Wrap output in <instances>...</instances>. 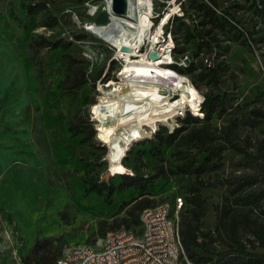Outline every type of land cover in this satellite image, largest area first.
<instances>
[{
    "label": "rangeland",
    "instance_id": "374dc122",
    "mask_svg": "<svg viewBox=\"0 0 264 264\" xmlns=\"http://www.w3.org/2000/svg\"><path fill=\"white\" fill-rule=\"evenodd\" d=\"M40 1L57 17L56 28L45 27L42 14H31L26 9ZM145 3L151 15L141 20L146 24L145 35L151 38L136 51L137 30L130 25L135 28L137 21L123 15L108 16L103 0H0V264H22L21 259L37 240L48 239L52 248L62 250V254L84 245L105 243L112 233L109 227L125 217V204L142 195V191L118 189L112 197L89 193L97 177L119 186L121 175H132L133 168H141L147 178L157 172V166L164 165L167 178L158 179L149 191L156 206L168 204L174 217L178 213L180 218L184 207L177 212L176 200L187 199L197 178L180 170L174 148L160 149L156 140V147L151 148L146 141L174 132L188 114L206 124L201 111L204 95L216 90L222 105L210 124L217 131L218 145L226 146L221 158L213 161L203 148L191 150L196 166L211 167L202 178L209 185L202 189L208 210L203 229L213 230L214 206L226 196H230L231 207L252 209L253 217L264 223V152L258 154L260 142L264 141V124L254 128L247 118L252 108L264 109V0ZM201 3L216 11L222 26L215 28L218 34L213 51L197 56V30L207 25L205 20L206 25L201 26ZM103 13L104 20L99 21ZM224 15L236 24L237 38L232 37L230 25L223 23ZM107 20L110 28L131 46L129 53L141 52L142 58L133 56L129 62L119 58L117 43L106 40L95 27ZM166 25L172 35L167 33ZM184 30H189L190 36ZM238 30L245 33L244 38ZM86 33L95 39L77 40ZM157 34H164L166 40L164 58H172L161 67L151 66L148 59L150 41ZM143 38H138L137 44L144 42ZM174 38L179 49L185 51L182 58L173 52ZM35 39L45 40L49 47L37 52L32 46ZM56 43L62 47L53 49ZM66 44L69 48L64 49ZM71 58L84 61L88 71V83L76 95L68 94L63 83ZM218 66L216 88L205 76V68ZM183 86L186 92H180ZM129 87L137 89L139 95L132 94L127 104L117 92ZM103 101L108 105L101 107ZM176 107H180L177 113L170 112ZM78 118L89 126L84 133L74 135L71 124ZM103 118H108L112 126L116 124L113 120H118L117 127L104 129L113 136V142L99 134V128L106 123ZM228 125L230 135L226 136L223 132ZM91 131L94 138L90 137ZM143 137L146 138L137 141ZM248 137L251 143L246 142ZM233 145L259 157L251 159ZM120 146L126 149L118 155L114 148ZM139 155L142 165L136 164ZM109 156H118L123 173L112 168ZM2 211L11 217L12 225L4 220ZM102 231L107 233L103 235ZM257 251L263 253L262 248Z\"/></svg>",
    "mask_w": 264,
    "mask_h": 264
},
{
    "label": "trees",
    "instance_id": "16d2710c",
    "mask_svg": "<svg viewBox=\"0 0 264 264\" xmlns=\"http://www.w3.org/2000/svg\"><path fill=\"white\" fill-rule=\"evenodd\" d=\"M180 1V5H182ZM26 9L31 14H42L46 21L45 27L51 29L56 28L59 25L57 17L53 16L50 12L49 6L45 2H38L26 6ZM198 11L203 13L204 21L201 26L207 25L202 30H197L199 39V56L204 51H213V42H217V34L215 32L216 27L222 26V20L217 17L216 11L201 3L198 6ZM225 25H230L232 28V37H236L235 31L236 24L230 20L227 15L222 17ZM180 21V18H177ZM230 20V21H229ZM210 23V24H208ZM221 24V25H220ZM167 33L171 35L172 30L165 26ZM186 36H190L189 30L183 31ZM239 35L244 38L245 33L238 30ZM238 35V34H237ZM95 39L89 34L81 35L77 37V40ZM175 47L173 52L179 55L181 58L185 56L184 49H179V42L174 38ZM59 43L53 44V49L62 47ZM32 46L36 47L37 52H41L48 48L49 45L45 40L35 39L32 41ZM48 46V47H47ZM51 47V49H52ZM69 48V45H64V49ZM50 49V48H49ZM112 54H109V58ZM143 54H139L135 58H142ZM138 60V59H137ZM220 67L205 68V76L210 77L215 87H219ZM176 70V66L174 67ZM178 70V69H177ZM123 74L122 76H124ZM64 85L67 89V93L70 95H76L88 83V71L87 64L78 59H68L66 67V76L64 79ZM192 96L197 100L196 92L190 87ZM217 90L213 93L205 94V100L202 105L201 111L204 114L206 124L201 123L198 117H194L188 114L185 119L180 122V127L174 130V132L167 134L166 136L155 135L154 137L147 139V143L151 148L156 147L155 140L158 141V147L161 149L164 146H170L174 148L176 158L180 163L179 168L181 171L186 172L189 175H195L197 178L190 186L189 194L184 199V211L180 213L179 218V232L182 245L184 247L185 256L187 259L195 264H264V223L259 221L258 217H253L252 209L240 211L230 206V196L223 198L222 202L214 206L216 222L213 230L205 231L203 229L204 219L207 216V204L202 196V189L208 187L202 181L203 175L211 170V167L205 165H195L194 156L191 153L193 147L204 149L208 152V159L213 161L214 159H220L222 152L226 145H218L219 141L216 136L217 131L211 127V120L214 115L220 111L222 105L221 96L217 94ZM108 105L107 102L100 103L101 107ZM193 108V107H192ZM193 109H197L194 107ZM102 115V114H100ZM178 116V115H177ZM248 123L256 128L264 124V109L252 108L248 113ZM88 124L83 122L82 118H78V122L71 124V130L74 135L84 133L88 128ZM224 135H230V125L224 130ZM99 134L103 138H108L107 142H113L112 135L107 130L99 128ZM90 137L94 138L95 133L91 131ZM150 136H147L149 138ZM146 137L138 139L141 141ZM247 143H251V138H247ZM261 147L259 153L264 152V141L260 142ZM233 148L241 153L246 154L247 157L254 159L258 156L248 154L244 149L237 145H233ZM124 149H126L124 147ZM103 154H106V148L103 147ZM264 154V153H263ZM136 164L142 165V156L136 157ZM120 169L121 168H117ZM157 172L149 177H144L141 173V168H133V174H122V182L119 186L100 181L99 177L91 183V187L88 192H95L106 197H112L114 193L119 190H127L131 188L139 189L142 191V195L135 198L133 201L125 204L126 211L125 217L120 221L113 223L108 231L113 232L120 228H138L140 225L141 212L155 205V199L153 193L149 189L153 188L155 182L160 178H167V173L164 165L156 167ZM125 171V170H124ZM124 171H120L123 173ZM116 173V171H113ZM89 173V171H88ZM211 186V185H210ZM2 216L8 220L10 225L13 224L11 217L2 211ZM107 231H102L101 234L105 235ZM223 245L224 249L220 250L219 246ZM262 248L263 253H258L257 249ZM202 252V253H201ZM62 255V250L53 249L52 244L48 239L43 241L37 240L30 253L21 259L22 264H55L56 260Z\"/></svg>",
    "mask_w": 264,
    "mask_h": 264
},
{
    "label": "bare ground",
    "instance_id": "6f19581e",
    "mask_svg": "<svg viewBox=\"0 0 264 264\" xmlns=\"http://www.w3.org/2000/svg\"><path fill=\"white\" fill-rule=\"evenodd\" d=\"M146 1L147 0H144V2L143 1L139 2V0H127L128 9H127L126 14L123 15V16H126L127 18H135V20L138 23L137 26H136L137 28L136 27L134 28L133 26H131L127 22H121L124 25H126V23H127L128 25H130V28H133V29L137 30V38L135 37L136 38V40H135L136 51H137V49H141L143 47L142 45L147 40H150V38H151V37L147 38L148 34L145 35L144 30L146 28V24H142V20H141L144 16H149L150 17V15H151L150 12H149L148 6L145 3ZM103 6H104L105 13L108 16H113V15L115 17L118 16L112 9L113 0H103ZM169 16H170V14H169ZM98 24H96L95 27L97 28V30L100 33H102L106 37V40H108L110 42H114L115 44L117 43V48L120 51V53L118 52L119 53V58H121L124 62H129L133 58V56L134 57L138 56L141 53V52L138 53L135 50H134L135 51L134 53H129V51L131 49L130 48L131 46L126 44V40H124V38H122V35L119 34V32H116L114 29L110 28L111 22L109 20L105 21L104 23H98ZM138 38H143L144 42H141V43L137 44ZM156 39H158V41H156ZM150 43L152 45L151 46V50L152 51H157V54H158V59H156V60H152V59L148 58L149 61L151 62V66H153V67H161V66L169 64L170 62L167 61L166 58H164L165 54H166V48H165L166 47V45H165L166 43L165 44L163 43V40L161 39V35L160 34L159 35L158 34L155 35L153 41H150ZM135 44H133L132 47L135 46ZM159 45H162V46L160 48H158ZM149 61L146 62V63H149ZM142 66L146 67V64H143ZM137 92H138L137 89H135L133 87H129L127 89L118 90L117 94L123 101H125V103L128 104V102H130V99L128 97L132 96V94L133 95H136V94L139 95V93H137ZM180 92H186L185 86L182 87ZM135 103H136V101H135ZM180 107H176V108L172 109L170 112L175 114V113H177V111L179 110ZM103 119L106 121V123H104V127H101L100 129L115 128V127L118 126V120L117 119H116V121L113 120V122H116V124L113 125V126H112V122L110 124V122L107 121L108 118H103ZM114 150L116 152H118V155L123 154L124 146L115 147ZM117 158H118V156H117ZM117 158H115V156H113V157L109 156V160H110V162L112 164L111 166H112V168L114 170L119 168V166H118L119 161H117ZM180 203H181V207H182L183 204H184V199L183 198H180ZM178 206H179V198L176 200V208ZM165 211H166V217H167V219L169 221V230H176V227H177V233H179V240H181L180 239V232H179V224H178L179 220L175 219L176 217H174V214H173V211H172V207L170 205H168V204H165V203L156 206V212H165ZM139 227H142L140 229V238H147L149 235L152 234V222H150L149 219H147V217H141V215H140V225H139ZM117 235H122L123 237H130V248L139 249V241H138V238H137L138 229L137 230L133 229V228L128 229L127 227L126 228H120V229L110 233L108 235V237L105 239V243H107L108 245H115V236H117ZM143 251H150V244H143ZM89 256H96V248H89ZM70 258H71V251H65L62 254V260H69ZM184 258H185V262H191L185 256V251H184ZM180 262H181V251H173V253H171V255L169 257V264H176V263H180ZM55 264H59V258L56 260ZM107 264H127V257H125V256H117L116 261L107 260ZM192 264H195V263L192 262Z\"/></svg>",
    "mask_w": 264,
    "mask_h": 264
},
{
    "label": "built area",
    "instance_id": "2783aa9c",
    "mask_svg": "<svg viewBox=\"0 0 264 264\" xmlns=\"http://www.w3.org/2000/svg\"><path fill=\"white\" fill-rule=\"evenodd\" d=\"M161 39L163 43L166 41L164 34ZM170 41L173 42V40ZM179 209H181L180 198L177 212ZM177 214L175 219H179ZM141 217H147L152 222V234L147 238H140L142 227L137 228L139 249L130 248V237L117 235L115 236V245H108L104 242L100 246L84 245L76 250H70L71 258L69 260H62L61 255L59 264H107V260L116 261L117 256L127 257V264H169V257L173 251H181V262L176 264H192V262H185L184 247L179 240L177 227L176 230H169L166 211L156 212V205H154L144 209L141 212ZM143 244H150V251H143ZM89 248H96V256H89Z\"/></svg>",
    "mask_w": 264,
    "mask_h": 264
},
{
    "label": "water",
    "instance_id": "95a60500",
    "mask_svg": "<svg viewBox=\"0 0 264 264\" xmlns=\"http://www.w3.org/2000/svg\"><path fill=\"white\" fill-rule=\"evenodd\" d=\"M113 11L117 14V15H125L128 9V3L127 0H113V7H112ZM105 13H103L101 15V17L98 19L99 21L102 20L105 17ZM149 58L152 60H156L158 59V54L156 51H151L148 54ZM107 176L110 175V173L108 172L106 174Z\"/></svg>",
    "mask_w": 264,
    "mask_h": 264
},
{
    "label": "crops",
    "instance_id": "0c3cea01",
    "mask_svg": "<svg viewBox=\"0 0 264 264\" xmlns=\"http://www.w3.org/2000/svg\"><path fill=\"white\" fill-rule=\"evenodd\" d=\"M156 205V204H155Z\"/></svg>",
    "mask_w": 264,
    "mask_h": 264
}]
</instances>
